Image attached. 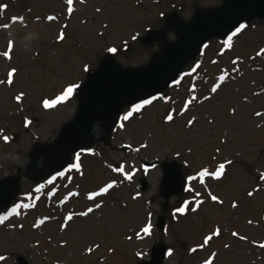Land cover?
<instances>
[{
  "label": "rangeland",
  "instance_id": "obj_1",
  "mask_svg": "<svg viewBox=\"0 0 264 264\" xmlns=\"http://www.w3.org/2000/svg\"><path fill=\"white\" fill-rule=\"evenodd\" d=\"M220 2L0 0L5 6L0 9V178L15 170L34 141H51L72 116V96L48 108L45 99L81 82L85 69L109 48L124 66L145 62L150 49L138 46L135 37L158 28L163 14L177 10L187 17L195 4ZM122 45L129 48L120 51ZM262 48L264 23L258 21L226 41L210 40L161 96L126 120L132 107L123 110L110 147L98 143L77 152L59 174L35 184L21 181L19 196L0 211V216L12 213L0 219V264H16V256L29 264H136L148 259L158 240L170 248L169 264H264ZM221 75L225 79L218 83ZM169 113L173 118L166 121ZM171 159L183 163L189 180L183 193L169 197L159 231L154 223L162 211L161 170L141 162ZM225 160L219 177L200 175L217 168L203 165ZM141 176L147 181L144 191ZM111 182L106 193L88 199ZM181 207L183 213L176 211ZM88 208L93 211L79 215ZM145 225L148 235L141 232ZM216 229L219 234L212 235Z\"/></svg>",
  "mask_w": 264,
  "mask_h": 264
},
{
  "label": "water",
  "instance_id": "obj_2",
  "mask_svg": "<svg viewBox=\"0 0 264 264\" xmlns=\"http://www.w3.org/2000/svg\"><path fill=\"white\" fill-rule=\"evenodd\" d=\"M255 19H264V0H221L216 6L195 4L187 18L171 10L163 15L160 27L149 28L135 38L139 46L157 47L144 63L123 66L112 51L105 52L73 88L71 95L76 105L72 117L60 125L51 141L33 142L14 172L0 178V210L17 196L22 178L35 183L63 170L79 149H88L99 142L109 146L111 133L125 107L160 95L178 81L184 67L198 56L209 39H225L241 24ZM168 33L173 38H168ZM127 49V45L121 47L122 51ZM156 163L144 161L143 166ZM160 168L158 192L163 198V213L157 215L155 225L161 230L169 197L182 192L187 181L181 163L176 160L160 162ZM139 183L140 189L145 190L146 180L140 177ZM167 251L168 246L157 241L150 248V259L138 264L163 263ZM15 260L16 264H28L22 256H16Z\"/></svg>",
  "mask_w": 264,
  "mask_h": 264
},
{
  "label": "snow or ice",
  "instance_id": "obj_3",
  "mask_svg": "<svg viewBox=\"0 0 264 264\" xmlns=\"http://www.w3.org/2000/svg\"><path fill=\"white\" fill-rule=\"evenodd\" d=\"M66 2H67L69 5L71 4V0H66ZM4 7H5L4 5L0 4V9H2V8H4ZM69 11H71V8H69ZM15 19H16V18L13 17V20H15ZM48 19H53V17H48ZM5 27H6V26H5ZM242 28H244V25H243V24H241L239 27L236 28V33L240 32V30H241ZM233 35H235V33H233ZM61 38H62V37H61ZM225 47H227V44H225ZM11 48H12V41H9V42H8V49L11 50ZM108 51H114V49L109 48ZM260 52H261V53H264V48L260 49ZM3 55H4L5 57H7V56H8V52H7V51L4 52ZM258 55H259V53H258ZM233 63H235V61H233ZM13 71H14V70H10V71H9V73H8L9 77L12 76V72H13ZM225 75H226V74H225ZM225 75H221V76L219 77V79H218V83H219L220 81H223V80L225 79ZM217 86H218V84H214L213 87H212V89H211V91H212V92H215V91L217 90ZM74 87H75V85H71V86H69V87H66L61 95L56 96L55 99H53V100H51V101L45 99V100L43 101V106H44L45 108H48V107H50L51 105L56 104L58 101H61V100L67 99V98L71 95V93H72ZM21 95H22V94H21ZM16 99L19 100V99H20V96L18 95V96L16 97ZM192 99L195 100V97H192ZM148 103H149L148 100H144V101H142L140 104H135V105H133V106H132V110L129 111V112L123 117V119H125V120L128 119V117L132 115V111H139L140 108H141L143 105H146V104H148ZM187 103H188V102L185 103V107H187ZM257 115H259V113H257ZM172 118H173L172 113H169L168 115H166V116L164 117V119H165L166 121H170ZM187 123H188V125H191V124L193 123V120H189ZM27 124H28V121H27V119L25 118V125H27ZM223 168H224V164H220V165L216 168V170H215L214 172L209 173V172H207L206 170H202L201 173H200V175H202V176H203V175H211L212 177L216 178V177H219V176L221 175V172H222ZM126 178H127V177H126ZM261 179H264V174H261ZM113 185H114V182H111V183H108V184L104 185L103 187H100L99 190H98V192H92V193H89V194H88V199H92L93 197H95V196H97V195H99V194L106 193L110 188L113 187ZM70 195H72V194L70 193ZM248 195L251 196V195H252V192H249ZM211 199H212L213 201H217V202H219V201L217 200V197H216V196H211ZM185 203H187V202H185ZM195 203L198 205V204L200 203V201L197 200ZM235 206H236V205H235V202H233V207H235ZM99 207H100V205L97 204V205H96V208H99ZM92 211H93L92 208H88V209H87V212H81V213H79V215L83 216V215H86L87 213H91ZM176 211L183 213V212H184V208H183V207L178 208V209H176ZM193 211H195V209H193ZM64 219L67 221V220L71 219V217H70V216H65ZM39 223H40V221H37V224H39ZM34 226H35V225H34ZM61 227H64V225H61ZM141 232H143L145 235H148V234H149V225H145V226L141 229ZM218 234H219V229H216V230L212 233V235H218ZM137 235L139 236V233H137ZM233 235H236V233H233ZM209 239H210L209 236H205V237H204V241H205V243H207ZM225 246L227 247V245H225ZM261 246L264 247V245H261ZM192 250H193V249H190V251H192ZM204 264H210V262H209L208 260H205V261H204Z\"/></svg>",
  "mask_w": 264,
  "mask_h": 264
}]
</instances>
